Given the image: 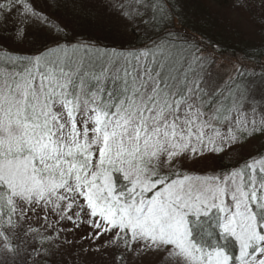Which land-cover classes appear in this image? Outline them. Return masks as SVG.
<instances>
[{
    "label": "snow or ice",
    "instance_id": "obj_1",
    "mask_svg": "<svg viewBox=\"0 0 264 264\" xmlns=\"http://www.w3.org/2000/svg\"><path fill=\"white\" fill-rule=\"evenodd\" d=\"M97 7L139 45L102 52L70 39L51 13L87 17L93 9L81 0H46L47 10L0 0V252L53 264L67 221L86 226L81 239L111 249L114 264L149 253L161 264H264V152L229 168L203 167L207 157L238 153L251 139L245 133H264V96L252 94L264 85V60L247 83L238 57L236 75L218 84V45L189 32L184 0ZM254 22L264 34V13ZM25 43L31 51L19 48ZM37 211L56 223L25 228ZM212 212L237 253L194 237L189 217Z\"/></svg>",
    "mask_w": 264,
    "mask_h": 264
},
{
    "label": "trees",
    "instance_id": "obj_2",
    "mask_svg": "<svg viewBox=\"0 0 264 264\" xmlns=\"http://www.w3.org/2000/svg\"><path fill=\"white\" fill-rule=\"evenodd\" d=\"M81 2L86 7L93 9V12L87 17L74 15L70 8L51 13L54 18L57 16L60 18L61 24L67 25L71 29L68 33L70 39L76 37L84 43L94 44L102 52L127 49L131 44L139 45L140 41L134 40L132 33L125 31L122 26L118 28L109 19L103 18L106 13L97 7L98 0H81ZM238 2L239 0H184L187 27L189 32L203 34L207 41L213 45H218L214 54L241 56L252 65L258 64L260 60H264V55H261L264 53V34L261 33L260 27L255 24L254 20L258 14L264 13V7L260 6V0H248L250 5L248 8L236 7ZM34 3L38 8L47 10L46 0H34ZM217 8L221 11H217ZM233 10L243 13L245 19L255 27L250 30V34L239 26L231 24L229 20L232 18ZM28 46H23L24 51L32 50L33 45L30 48ZM250 70L251 68L246 69L245 74H243V82L251 83L255 79L247 74V71ZM216 82L223 85L228 83V78L223 81L216 80ZM261 86L257 82L252 93L257 99L264 96L255 92ZM249 135L251 139H247L246 144L254 150V153L264 152V133H245V137ZM232 153L233 151L222 155L226 158V162L222 165L223 168L232 167L250 155L247 151V155L232 160ZM189 219L192 221L193 235L198 241H203L208 245L213 242L224 244L231 248L233 253H237L238 250L232 241H225L220 238L219 229L215 226L214 212L209 213L207 217L202 215L199 220L194 216H190ZM153 259L152 262L158 261L159 257H153ZM42 262L47 264L43 259ZM108 264H112V262L108 261Z\"/></svg>",
    "mask_w": 264,
    "mask_h": 264
},
{
    "label": "rangeland",
    "instance_id": "obj_3",
    "mask_svg": "<svg viewBox=\"0 0 264 264\" xmlns=\"http://www.w3.org/2000/svg\"><path fill=\"white\" fill-rule=\"evenodd\" d=\"M97 3V2H96ZM217 11H221L220 9H216ZM105 13V12H104ZM104 19H109L113 25L122 26V22H120L115 16H110L107 13L104 14ZM112 20V21H111ZM232 25H237L242 30L244 29L247 31V33L250 34V30L252 28H255L251 23H249L243 13L232 11V18L229 20ZM105 22V21H103ZM31 34V30H30ZM3 43L5 41V44L9 48H17V45L13 44L11 40H2ZM25 45H29L28 47L32 46V44L25 43L23 45H20L19 48L24 51ZM211 49H209L210 51ZM216 63L212 66L211 72L212 75L216 80L223 81L224 79L228 78L229 75L234 76L235 72L233 71V65L236 64L237 58H240V61L246 66V69L251 68L252 64L247 62L245 59H243L241 56H233V55H216ZM258 94L264 95V85L261 87H258V89L255 90ZM247 151L249 154L254 153V150L251 149L249 145L242 144L238 146V153L236 151H233L232 160L235 158H240L242 156L247 155ZM229 155V154H227ZM206 160L208 161L203 165L204 168H223L222 165L226 162L225 156H218V157H207ZM199 163V162H198ZM195 167V166H190ZM44 215L43 211H37V214L35 216H30L27 222L25 223L24 227L32 226H40L41 231H46V224L56 223V217L53 216L51 213H49V218L47 222L41 221L39 219L40 216ZM61 228L65 229L63 235L60 237V241L62 243V247L60 249V255L59 258L53 262V264H108V261L112 264H114V258L113 253L111 249L105 250L103 248L100 249V251L95 250V246L92 245L87 240H82L81 237L85 236L90 230L86 226H81L78 230L73 229V225L65 221L60 225ZM69 229H73L69 231ZM21 236H23V232L20 233ZM68 241H71L72 243H68ZM103 241H101L102 243ZM31 248H37V244H31ZM92 248V251H86L87 249ZM153 257H159L158 261L152 262L154 259ZM43 258H40L35 261V264H43L42 262ZM130 260V259H129ZM126 260L125 264H133L132 260ZM44 261V260H43ZM47 262V261H46ZM0 264H30L29 259L24 256L22 258H17L16 260H13V257L7 253L0 252ZM135 264H161L160 262V255L156 253H149L146 256H143L142 259L135 261ZM168 264H181V262H177L175 260L169 261Z\"/></svg>",
    "mask_w": 264,
    "mask_h": 264
}]
</instances>
